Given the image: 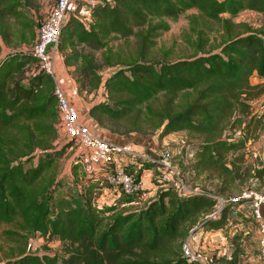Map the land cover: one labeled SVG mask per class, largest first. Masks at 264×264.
<instances>
[{"label": "trees", "instance_id": "16d2710c", "mask_svg": "<svg viewBox=\"0 0 264 264\" xmlns=\"http://www.w3.org/2000/svg\"><path fill=\"white\" fill-rule=\"evenodd\" d=\"M34 4L0 0V226L17 223L45 242L57 239L66 255L22 253L0 264H194L183 254L185 238L225 227L236 208L228 203L208 219L215 204L209 194L228 198L244 187L259 189L250 180L261 183L264 175V168L244 165L248 129L254 123L264 130V118L256 119L250 105L264 95V30L233 21L243 11L264 15V0H99L88 7V22L71 16L64 25L58 49L65 65L75 67L79 90L102 88L106 97L89 107L96 123L126 120L130 133L160 129L159 137L186 132L201 139L177 171L187 183L207 172L203 181H215L214 190L182 194L175 183L158 188L140 207H128L141 201L140 192L97 206L94 196L110 189L104 178L86 176L75 162L61 172L71 142L57 146L54 82L36 71L27 52L36 38L27 12ZM190 10L191 53L174 56L173 47H157L167 20ZM208 23L217 26L214 37ZM116 38L132 44L114 49L109 43ZM113 68L105 78V69ZM253 75L262 81L252 84ZM227 129L239 130V137L223 138ZM136 137L125 142L137 144ZM63 172L79 187L60 191ZM211 259L246 264L236 250L229 257L212 253Z\"/></svg>", "mask_w": 264, "mask_h": 264}, {"label": "rangeland", "instance_id": "374dc122", "mask_svg": "<svg viewBox=\"0 0 264 264\" xmlns=\"http://www.w3.org/2000/svg\"><path fill=\"white\" fill-rule=\"evenodd\" d=\"M35 6L27 9L28 15L33 19L36 24L42 21V19L47 15L50 10V7L53 5L55 0H34ZM99 1V0H97ZM195 11L190 10L185 14L181 15L176 20H167L169 26L166 32H163L159 37L156 38L157 47H173L175 54L174 56H187L191 53L190 41L195 39V36L191 33L189 29L188 16L194 14ZM227 16V15H226ZM39 20V21H38ZM41 20V21H40ZM235 22H244L250 25L253 29H263L264 30V15H259L249 11L240 12L234 19ZM206 29L211 37L216 35L217 26L214 23H208ZM132 41H123L122 39H114L110 41L109 45L116 49L119 46L131 45ZM116 69H105L103 76L106 78L109 74L114 72ZM262 80L259 79L256 75H253L250 79L252 84L260 83ZM100 97L104 100L106 99L103 91L99 93ZM159 100V97L151 99V105L156 104ZM251 112L256 119L264 118V95L251 102ZM142 115L146 114V104L141 106ZM102 124H98L100 128L106 130L108 133L125 136L132 134L137 136L135 139L137 141V147H140L138 144H148L151 137H155L157 145L158 154L163 150L167 151L170 156L171 163L177 168L178 171L184 169L190 161L192 155L193 146L196 143L200 142L201 139L190 138L186 132H173L159 137L160 129L151 132L150 134L140 135L138 133H130L127 130L129 127L126 120L119 121L118 123H110L106 120L102 121ZM144 122H146L144 120ZM113 129L116 130V133L113 132ZM126 131V132H125ZM241 131V130H240ZM63 134V132H60ZM242 133V132H241ZM59 135L57 140V146H63L65 144V139L62 135ZM232 140L237 139L240 135L239 130H226L222 136H230ZM242 135V134H241ZM62 136V138H61ZM247 136L249 137L246 149H245V163L244 165L256 166L259 162V157L264 156V130L261 128H256L254 123L251 124V127L248 129ZM61 143V144H59ZM258 153L259 157L256 159L252 158V153ZM74 154V147L71 145V148L66 147L65 153L61 160L60 170L64 169V166L67 165L70 158ZM137 160V159H136ZM152 170L154 177L158 175L157 179L154 180L159 186L158 188L173 186L176 183L175 178H165L159 171L148 165ZM208 174L207 172L203 173L202 176L195 180H190L186 182L187 186L192 191H197L199 189L205 188L209 191L214 190L213 182H204L203 176ZM141 175V174H140ZM187 173L185 177L187 178ZM61 186L59 187L60 191L71 189L72 187H79L81 184L75 179H68V175L65 172L61 175ZM188 179V178H187ZM160 181V182H158ZM257 181L250 180L251 185H257L260 189L264 183H256ZM213 183V184H211ZM73 185V186H72ZM106 185V184H105ZM73 189V188H72ZM246 188H242L241 191ZM100 191H98L99 193ZM237 191L232 192V195H236ZM142 196V195H141ZM152 194H145L143 197L149 198ZM145 200H142L136 204L130 205L128 207H140L141 203ZM229 220L225 227L220 228L217 232L219 236L222 237V244H219V247L215 248L213 251L218 250L223 251L225 254H231L236 250L239 259L246 264H262L258 256V233L256 223L250 216L248 207L246 205H239V208H234L230 213ZM199 238V236H198ZM199 245V244H197ZM22 253H37L39 255H56L58 258L64 257L65 248L64 245L57 239H52L49 242H45L44 239L39 237L37 234L30 235L27 232H24L17 223L6 224L0 226V260L5 259L9 256H17Z\"/></svg>", "mask_w": 264, "mask_h": 264}, {"label": "built area", "instance_id": "2783aa9c", "mask_svg": "<svg viewBox=\"0 0 264 264\" xmlns=\"http://www.w3.org/2000/svg\"><path fill=\"white\" fill-rule=\"evenodd\" d=\"M71 1H79L87 7L97 2V0H55L47 15L36 27L35 41L27 50L37 61L36 71L49 75L54 82L53 93L56 98L59 131L64 133L66 141H70L74 147V154L67 163V168L71 166L72 162H75L86 176L95 175L105 179L110 189L104 188L94 196L93 201L97 206L109 205L122 195L137 194L146 189L147 182L143 180L142 176L137 172L129 171L126 162L128 155L154 164L165 178H175L178 191L182 194L197 192L198 190H190L181 179L177 169L171 163L167 151L163 150L157 158H150L142 152L132 150L134 142L131 140H127L126 144L113 142L94 134L87 125L79 122L77 110L57 84L53 69L52 50L58 48L62 29L70 18L68 5ZM130 145L131 148H129ZM257 157H259L258 153L253 152L252 158L256 159ZM256 167L264 168V156L259 157ZM261 181L264 182V175ZM261 186L260 189L246 188L239 194L228 198L209 194L215 199V204L207 218H216L228 203L236 205L237 208L239 205H246L250 216L256 223L258 256L261 263L264 264V183ZM197 240L196 232L192 231L188 234L182 246L184 256L194 264H212L211 254L199 248H193V243H196Z\"/></svg>", "mask_w": 264, "mask_h": 264}, {"label": "crops", "instance_id": "0c3cea01", "mask_svg": "<svg viewBox=\"0 0 264 264\" xmlns=\"http://www.w3.org/2000/svg\"><path fill=\"white\" fill-rule=\"evenodd\" d=\"M68 13L71 16H74L78 19H81L84 22H88L90 20V12L86 5L79 1H71L68 5ZM43 20V19H42ZM39 21V20H38ZM41 21V20H40ZM54 60H53V69H54V75L57 84L60 86L61 90L64 92L66 97L71 101V103L74 105V107L77 110L79 122L87 125L92 132H94L96 135L107 138L113 142L120 143V144H126L125 136H117L111 133H108L106 130H103L98 126V124L95 122L94 119H92L89 114L88 110L89 107L96 102L103 101V98H99V93L102 90L99 89L96 92L86 93L84 91L79 90V81L77 79V75L75 74V67L72 65H65L63 62V57L59 49L52 50ZM59 131V135L61 134ZM63 136V139H66V136L61 134ZM61 136V138H62ZM60 137V136H59ZM61 144V143H59ZM140 147H137V144H134L133 147L130 145L129 148L136 152H142L144 155L150 158H157L158 151L155 137H151L149 139L148 144H138ZM61 147V145L58 146V148ZM137 159V160H136ZM126 162L128 164V168L130 171L137 172L138 175L141 174L144 181L147 182L146 189L144 191H140V199L147 200L149 198L154 197L156 190L158 189V185L154 180L157 179L158 175L154 177L152 170L154 168L150 169L151 165L156 168V166L152 163H149L148 161H144L140 158H133L128 155L126 158ZM157 169V168H156ZM160 182V181H158ZM147 194H152L149 198H144ZM264 214V209H263ZM219 230L210 229L205 231L204 233H199L198 240L196 243H193V248H199L200 250L212 254L216 253V255H222L229 257L230 254H225L223 251H216V252H208L213 251L215 248L219 247V244H222V237L218 235ZM199 244V245H197Z\"/></svg>", "mask_w": 264, "mask_h": 264}]
</instances>
